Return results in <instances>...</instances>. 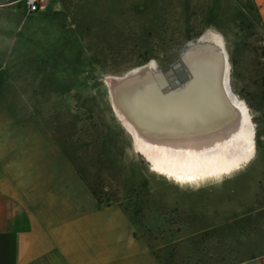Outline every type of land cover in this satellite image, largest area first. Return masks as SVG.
Segmentation results:
<instances>
[{
  "label": "rangeland",
  "instance_id": "374dc122",
  "mask_svg": "<svg viewBox=\"0 0 264 264\" xmlns=\"http://www.w3.org/2000/svg\"><path fill=\"white\" fill-rule=\"evenodd\" d=\"M38 6L30 12L26 0H0L2 140L21 166L29 162L7 172L17 176L25 201L47 203L61 190L86 205L88 193L118 205L164 264H236L264 255V28L254 3ZM208 29L223 37L231 88L252 113L256 156L221 181L179 184L136 151L112 108V78L145 63L167 69Z\"/></svg>",
  "mask_w": 264,
  "mask_h": 264
},
{
  "label": "bare ground",
  "instance_id": "6f19581e",
  "mask_svg": "<svg viewBox=\"0 0 264 264\" xmlns=\"http://www.w3.org/2000/svg\"><path fill=\"white\" fill-rule=\"evenodd\" d=\"M229 68L223 37L208 29L167 69L145 63L112 78L115 116L152 171L197 185L221 181L255 158L256 126L231 88Z\"/></svg>",
  "mask_w": 264,
  "mask_h": 264
},
{
  "label": "crops",
  "instance_id": "0c3cea01",
  "mask_svg": "<svg viewBox=\"0 0 264 264\" xmlns=\"http://www.w3.org/2000/svg\"><path fill=\"white\" fill-rule=\"evenodd\" d=\"M264 28V0H251ZM0 264H164L155 249L134 234L129 215L118 205H88L77 194L50 195L49 202L25 201L17 176L14 146L4 148L0 117ZM10 155V158H8ZM13 173V172H12ZM236 264H264V255Z\"/></svg>",
  "mask_w": 264,
  "mask_h": 264
},
{
  "label": "built area",
  "instance_id": "2783aa9c",
  "mask_svg": "<svg viewBox=\"0 0 264 264\" xmlns=\"http://www.w3.org/2000/svg\"><path fill=\"white\" fill-rule=\"evenodd\" d=\"M39 0H26V6L30 12H35L38 10Z\"/></svg>",
  "mask_w": 264,
  "mask_h": 264
},
{
  "label": "water",
  "instance_id": "95a60500",
  "mask_svg": "<svg viewBox=\"0 0 264 264\" xmlns=\"http://www.w3.org/2000/svg\"><path fill=\"white\" fill-rule=\"evenodd\" d=\"M185 45V44H184ZM227 63V62H226ZM166 73V72H165ZM165 83H166V81H165ZM167 84V83H166ZM228 88L230 89V86H229V84H228ZM115 97V96H114ZM228 98H229V96H228Z\"/></svg>",
  "mask_w": 264,
  "mask_h": 264
},
{
  "label": "trees",
  "instance_id": "16d2710c",
  "mask_svg": "<svg viewBox=\"0 0 264 264\" xmlns=\"http://www.w3.org/2000/svg\"><path fill=\"white\" fill-rule=\"evenodd\" d=\"M97 201H98V202H101V200H99V199H98Z\"/></svg>",
  "mask_w": 264,
  "mask_h": 264
}]
</instances>
